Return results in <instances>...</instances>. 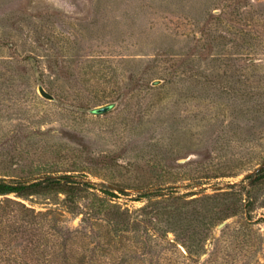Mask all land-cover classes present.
<instances>
[{"label": "rangeland", "instance_id": "1", "mask_svg": "<svg viewBox=\"0 0 264 264\" xmlns=\"http://www.w3.org/2000/svg\"><path fill=\"white\" fill-rule=\"evenodd\" d=\"M263 162L264 0H0V178L93 187L42 253L25 231L4 246L16 264L49 246L56 264H264ZM101 201L136 224L114 231Z\"/></svg>", "mask_w": 264, "mask_h": 264}, {"label": "trees", "instance_id": "2", "mask_svg": "<svg viewBox=\"0 0 264 264\" xmlns=\"http://www.w3.org/2000/svg\"><path fill=\"white\" fill-rule=\"evenodd\" d=\"M249 183L247 185L248 190L247 194L251 191L256 193L262 189L264 186V168L261 169L257 174L247 177ZM232 185L230 188H234ZM93 187L89 184H82L80 182L74 181V179L69 175L64 176H48L41 180H36L32 182H22L19 180H5L0 178V195H14L16 197L27 198L33 195H40L44 193H53L62 194L64 196L63 204L55 207L48 211V213H37L34 214L33 211H29L24 206L18 204L16 201L11 199L0 200V264H16V253L8 252L3 247H10L16 244V239L24 231L29 232L32 238L33 244H35L33 249H36L38 253H42V248L46 247L49 242L60 235L61 230L57 228V221L61 216L62 211L67 213H72L76 207V198L80 197L82 194L90 193L89 190ZM100 201V200H98ZM100 207L97 208L101 215L107 222H112L114 231H125L129 227H132L136 222L126 221V215L124 213H118L115 209L116 206H113L108 203L101 201ZM19 208H16V206ZM18 214L23 220L24 218L31 217L30 220L25 221L24 226L20 225L19 227L22 230H18L16 227L18 219L16 218ZM29 214V216H28ZM46 216H50V219L47 220ZM169 244L172 245L170 242ZM49 255L51 264H56L58 261L60 263H67V258L65 255L60 256L56 254L55 250L49 246ZM242 257L241 259H244ZM78 263L83 261V258H76ZM187 260H191V254ZM45 261L44 258H37L39 264H43ZM50 264V263H48ZM233 264V262L228 263Z\"/></svg>", "mask_w": 264, "mask_h": 264}, {"label": "water", "instance_id": "3", "mask_svg": "<svg viewBox=\"0 0 264 264\" xmlns=\"http://www.w3.org/2000/svg\"><path fill=\"white\" fill-rule=\"evenodd\" d=\"M158 83H153V85H156ZM37 92L38 94L44 98L45 100H48V101H53L54 100V97L48 93L42 86H37ZM114 107V104H107V105H104V106H99V107H95V108H92L89 110V113L90 114H93V115H96V116H99V115H104L106 114L107 112H109L112 108ZM264 168V162L262 164H260L257 168H255L253 170V173L254 175L257 174L261 169ZM110 187V185H108ZM224 224H221L218 226V228H221ZM180 249L186 254L184 248H182L180 246Z\"/></svg>", "mask_w": 264, "mask_h": 264}]
</instances>
